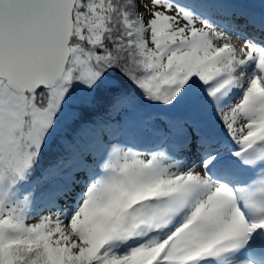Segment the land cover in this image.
Returning <instances> with one entry per match:
<instances>
[{
    "label": "snow or ice",
    "instance_id": "1",
    "mask_svg": "<svg viewBox=\"0 0 264 264\" xmlns=\"http://www.w3.org/2000/svg\"><path fill=\"white\" fill-rule=\"evenodd\" d=\"M0 264H264V0H0Z\"/></svg>",
    "mask_w": 264,
    "mask_h": 264
}]
</instances>
